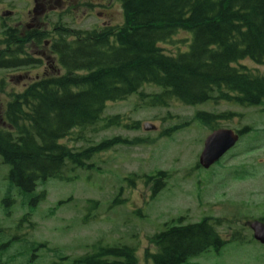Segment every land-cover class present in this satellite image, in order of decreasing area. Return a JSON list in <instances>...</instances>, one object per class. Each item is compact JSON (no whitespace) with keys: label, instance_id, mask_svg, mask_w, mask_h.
<instances>
[{"label":"rangeland","instance_id":"obj_1","mask_svg":"<svg viewBox=\"0 0 264 264\" xmlns=\"http://www.w3.org/2000/svg\"><path fill=\"white\" fill-rule=\"evenodd\" d=\"M77 1L71 0V10ZM82 3L84 17L82 7L64 20L68 27L88 30L122 23L116 0ZM249 66L263 71L262 66ZM142 91L159 93L155 88ZM141 100L136 94L108 103L103 120L82 133L87 142L62 141L75 149L114 138L127 142L95 155L90 167L70 170L62 180L48 179L34 191L23 192L10 182V168L0 159V264H73L101 248L121 246L134 250L136 264H145V254L155 252L152 236L180 219L183 224L207 219L227 240L218 252L209 250L184 264H264V245L253 240L248 227L264 219V101L254 107L228 102L183 107L169 102L160 108ZM224 113L235 116L211 117ZM113 117L119 120L112 123L120 126L101 129ZM146 123L154 130L145 132ZM213 124L216 129L246 128L248 133L209 169L198 168ZM159 171L169 179L151 196V185L137 178ZM233 234L236 240H231Z\"/></svg>","mask_w":264,"mask_h":264},{"label":"trees","instance_id":"obj_2","mask_svg":"<svg viewBox=\"0 0 264 264\" xmlns=\"http://www.w3.org/2000/svg\"><path fill=\"white\" fill-rule=\"evenodd\" d=\"M116 1L122 12L120 25L61 32L56 41L60 73L33 82L7 103L0 159L10 168V182L23 192L34 191L48 179L62 180L70 170L90 167L95 155L127 143L114 138L78 149L62 143L67 138L87 142L82 133L103 120L108 103L136 94L141 102L160 108L169 102L184 107L208 102L254 107L264 101V0ZM246 63L262 66L263 71ZM144 88L159 93L146 94ZM118 120L113 117L101 129L118 126L112 123ZM238 133L241 137L248 132L245 128ZM142 179L156 196L169 176L156 172ZM236 239L233 234L231 240ZM152 242L155 252L145 254V264H184L209 250L218 252L227 240L207 219L188 224L180 219L165 224ZM104 256L118 260L98 258ZM136 263L134 250L126 246L101 248L97 255L73 262Z\"/></svg>","mask_w":264,"mask_h":264},{"label":"flooded vegetation","instance_id":"obj_3","mask_svg":"<svg viewBox=\"0 0 264 264\" xmlns=\"http://www.w3.org/2000/svg\"><path fill=\"white\" fill-rule=\"evenodd\" d=\"M70 7L71 0H0V128H6L1 114L13 94L39 79L56 76L60 33L81 30L68 27L64 20L82 7L84 17L82 0L76 2L75 10ZM68 37L72 41V35Z\"/></svg>","mask_w":264,"mask_h":264},{"label":"water","instance_id":"obj_4","mask_svg":"<svg viewBox=\"0 0 264 264\" xmlns=\"http://www.w3.org/2000/svg\"><path fill=\"white\" fill-rule=\"evenodd\" d=\"M145 132L153 131V126L144 124ZM238 141V135L232 130L220 129L212 132L205 140L203 150L198 160L200 167L208 169L217 162L226 152L233 148ZM253 239L264 245V223L253 221L249 223Z\"/></svg>","mask_w":264,"mask_h":264}]
</instances>
